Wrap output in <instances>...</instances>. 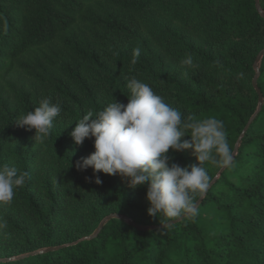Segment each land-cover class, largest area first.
Wrapping results in <instances>:
<instances>
[{"label":"trees","instance_id":"1","mask_svg":"<svg viewBox=\"0 0 264 264\" xmlns=\"http://www.w3.org/2000/svg\"><path fill=\"white\" fill-rule=\"evenodd\" d=\"M262 11L256 0H0V165L29 173L0 204V264H264ZM133 76L183 119L223 121L232 156L239 145L221 174L204 164L210 184L219 177L194 196V219L164 224L147 214V184L103 172L96 184L75 167L94 151V138L74 143L75 121L126 104ZM43 98L62 111L35 143L15 119ZM168 155L198 164L191 149Z\"/></svg>","mask_w":264,"mask_h":264},{"label":"clouds","instance_id":"2","mask_svg":"<svg viewBox=\"0 0 264 264\" xmlns=\"http://www.w3.org/2000/svg\"><path fill=\"white\" fill-rule=\"evenodd\" d=\"M4 27L7 28L6 22ZM139 57L140 49L135 48L131 64L135 65ZM180 63L192 66L193 59L189 55ZM126 86L130 93L126 104L114 100L102 110L88 111L75 121L69 135L76 145L94 138V151L76 161L75 167L79 171L91 167L93 176L86 180H94L96 184L102 183L100 172L119 175L132 189L147 184L145 198L150 205L147 214L158 217L160 222L164 218V224L176 218L194 219L199 214L194 196L204 197L211 179L204 164L210 162L218 167L233 164L223 121L214 117L183 119L178 109L165 103L149 84L135 76L126 80ZM61 111L59 103L43 98L33 110L21 113L15 123L18 127L35 129V143H44ZM186 135L190 139L181 140ZM170 149L174 152L191 149L198 164L170 163ZM28 178L27 171L0 165V204L11 203L15 189L22 187ZM4 226L0 223V228Z\"/></svg>","mask_w":264,"mask_h":264},{"label":"water","instance_id":"3","mask_svg":"<svg viewBox=\"0 0 264 264\" xmlns=\"http://www.w3.org/2000/svg\"><path fill=\"white\" fill-rule=\"evenodd\" d=\"M257 1V6H258V8L262 11V6H261V4H260V0H256ZM262 14L264 15V11H262ZM264 57V48L261 50V52L259 53V55H258V57H257V59H256V62H255V65H256V67H258L259 68V63H260V61L262 60V58ZM259 76H260V70L258 69V72H257V74H256V76H255V78H254V86L256 87V89H257V92H258V94H259V100H260V110H261V108H262V104H263V101H264V97H263V93H262V90L260 89V87L258 86V78H259ZM255 118V116L252 118V120L250 121V123L253 121V119ZM246 130H247V128H246ZM245 130V131H246ZM243 135H244V133L242 134V137H243ZM238 150H239V145H237L236 146V148H235V151H234V154H233V159H234V157L236 156V154L238 153ZM225 168L226 167H224L222 170H221V172H220V174L225 170ZM218 177H219V175L214 179V181L210 184V186H209V189L211 188V186L215 183V181L218 179ZM209 189H208V191H209ZM207 191V192H208ZM203 198V197H202ZM201 198V199H202ZM201 199H200V201H201ZM200 201L198 202V204L200 203ZM197 204V205H198ZM113 215H110V216H108L106 219H109L110 217H112ZM105 219V220H106ZM105 220L102 222V224H101V227H103V224H104V222H105ZM133 224L134 225H137L135 222H133ZM140 229H149V227H143V226H139V225H137Z\"/></svg>","mask_w":264,"mask_h":264}]
</instances>
